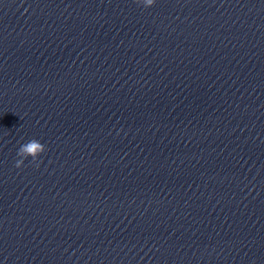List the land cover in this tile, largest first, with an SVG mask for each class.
I'll use <instances>...</instances> for the list:
<instances>
[{
	"label": "clouds",
	"instance_id": "9594fccd",
	"mask_svg": "<svg viewBox=\"0 0 264 264\" xmlns=\"http://www.w3.org/2000/svg\"><path fill=\"white\" fill-rule=\"evenodd\" d=\"M137 4H142L145 8L152 7L156 0H135ZM46 146L39 140L33 138L32 140L22 144L17 150V157L15 161L16 168H22L25 160L31 157L32 161L35 162L41 156L42 153L46 152Z\"/></svg>",
	"mask_w": 264,
	"mask_h": 264
}]
</instances>
